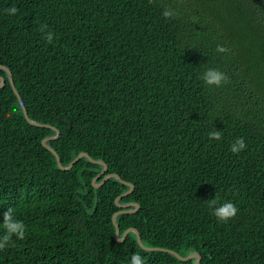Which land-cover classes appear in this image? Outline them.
<instances>
[{"label": "trees", "instance_id": "obj_1", "mask_svg": "<svg viewBox=\"0 0 264 264\" xmlns=\"http://www.w3.org/2000/svg\"><path fill=\"white\" fill-rule=\"evenodd\" d=\"M0 64L30 118L61 131L48 143L63 165L88 152L134 184L94 186L104 166L87 157L60 168L43 145L57 132L26 119L0 68V236L9 208L26 225L0 264H130L136 252L195 264L143 249L133 231L119 241L117 198L139 204L118 214L120 236L136 228L146 246L201 264H264V0H0ZM207 68L230 82L207 85ZM216 194L239 208L226 223L208 207Z\"/></svg>", "mask_w": 264, "mask_h": 264}, {"label": "clouds", "instance_id": "obj_2", "mask_svg": "<svg viewBox=\"0 0 264 264\" xmlns=\"http://www.w3.org/2000/svg\"><path fill=\"white\" fill-rule=\"evenodd\" d=\"M9 15H15L18 12V8L16 6H12L6 9ZM165 18H172L175 16H179V13L170 7H166L162 13ZM42 33H44V38L47 43H52L55 33L48 30L47 24H41L40 29ZM229 48L224 45H217L216 52L217 53H227L229 52ZM201 79L209 86L222 87L223 85L230 82V78L228 75L221 71L218 68H207ZM223 138V134L219 130H212L209 132V139L211 140H221ZM247 148V144L243 137L237 138L231 144V151L233 153L238 154L242 150ZM208 207L212 209L213 215L221 222H228L230 219H233L239 212V208L232 201L220 202V197L218 194L215 195L214 198L208 201ZM14 209L9 208L7 211L3 213V235L0 236V250L5 249L12 242L13 236L17 239H24L26 235V225L25 223L18 219L14 215ZM130 264H146L145 258L139 253H133L130 258Z\"/></svg>", "mask_w": 264, "mask_h": 264}, {"label": "water", "instance_id": "obj_3", "mask_svg": "<svg viewBox=\"0 0 264 264\" xmlns=\"http://www.w3.org/2000/svg\"><path fill=\"white\" fill-rule=\"evenodd\" d=\"M0 68L2 69H5L9 75V79H10V82H11V85L15 91V93L17 94L18 96V99L23 107V111H24V114H25V117L26 119L34 124V125H37V126H46V127H51L53 128L57 134L56 135H53V136H49V137H46L45 139H43V145L48 148L49 150H51L56 158H57V161H58V164L60 166V168H62L63 170H70L74 164L81 158L83 157H87L89 158L90 161L94 162V163H99V164H102L104 167L102 169V171L93 179V184L94 186L96 187H99L101 186L103 183H105L107 181V179L111 178V177H115L117 179H119L121 182H123L124 184H127L130 188L127 192L123 193L122 195H127L129 194L130 192L133 191L134 189V184L131 183V182H128L126 180H124L119 174L117 173H108V164L103 161V160H97V159H94L88 152H81L76 158H74V160L71 162L70 165L68 166H65L63 165L62 163V160H61V157L60 155L58 154L57 150L52 147L48 141L49 140H52V139H56L58 138L60 135H61V131L59 129H57L55 126H52L50 124H45V123H40V122H37L35 120H33L32 118H30L29 116V113H28V110L27 108L25 107L23 101H22V98H21V95L20 93L18 92L17 90V87L15 85V82H14V77H13V73L12 71L9 69V67L5 66V65H2L0 64ZM6 84V78L4 76H2L0 74V87L2 86H5ZM104 176L102 178V180L100 182H97V180L101 177V176ZM121 195V196H122ZM120 196V197H121ZM119 198L116 199V202H117V205L121 208V210L117 211L114 215H113V222H114V225L116 226V238L119 240V241H123L124 239H126L127 235L129 234V232H135L136 235H137V239H138V242L140 244V246L145 249V250H163V251H168L174 255H176L179 259L181 260H191V259H196L195 260V264H201L202 263V256L198 253V252H193L187 256H182L180 253H178L177 251H174V250H171V249H165V248H160V247H148L146 246L143 242H142V237H141V234L140 232L136 229V228H128L124 234L122 236H120V228H119V225L117 223V216L118 214H121V213H131V212H136L138 209H139V204L136 203V202H129V203H119L118 201ZM131 206H134V208H131Z\"/></svg>", "mask_w": 264, "mask_h": 264}]
</instances>
